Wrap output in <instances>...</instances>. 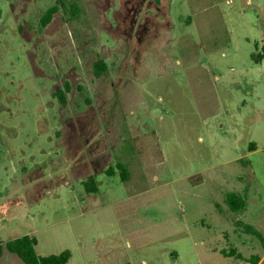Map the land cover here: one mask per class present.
Wrapping results in <instances>:
<instances>
[{
  "label": "rangeland",
  "instance_id": "obj_1",
  "mask_svg": "<svg viewBox=\"0 0 264 264\" xmlns=\"http://www.w3.org/2000/svg\"><path fill=\"white\" fill-rule=\"evenodd\" d=\"M57 2L0 0V244L223 264L227 193L264 188V0H83L43 28Z\"/></svg>",
  "mask_w": 264,
  "mask_h": 264
},
{
  "label": "crops",
  "instance_id": "obj_2",
  "mask_svg": "<svg viewBox=\"0 0 264 264\" xmlns=\"http://www.w3.org/2000/svg\"><path fill=\"white\" fill-rule=\"evenodd\" d=\"M256 186L254 190L258 192H250V187L239 186L237 191L227 193V196L233 194L243 201V203L240 201L236 210H233L227 203V196L224 200L223 236L225 243L221 251L223 264H264V246L258 237L249 232V229H253L264 238V199L262 197L264 188L261 185ZM227 223L231 224V229ZM201 245L203 256L198 258L199 264H214V261L218 260L217 249L207 245L204 241ZM191 247L197 250L196 244H191ZM143 262L146 263V261ZM0 264H24V262L17 255L4 250Z\"/></svg>",
  "mask_w": 264,
  "mask_h": 264
},
{
  "label": "trees",
  "instance_id": "obj_3",
  "mask_svg": "<svg viewBox=\"0 0 264 264\" xmlns=\"http://www.w3.org/2000/svg\"><path fill=\"white\" fill-rule=\"evenodd\" d=\"M61 9H63L69 16V22L75 24V21L82 17V13L84 11L83 0H58L57 4L50 8L42 17L41 26L44 28L48 24H50L53 17ZM106 69V62L104 60H99L94 64L93 67L94 76L96 78H101ZM66 88L68 91H70L69 84L66 85ZM58 93H61V91H59ZM62 102H64V99L62 100ZM118 169L123 181H127V169L122 165H118ZM105 173L109 176H113L115 174V170L112 167H109ZM83 184L87 193H97L98 185L95 176H90L87 181L83 182ZM240 201V198L236 195L231 194L227 196V203L233 210H236V208L239 206ZM241 202L243 203V201ZM249 232L258 237L262 242H264V238L257 231L249 229ZM37 247L38 239L33 235H26L21 238L8 241L5 244H0V258L2 257L4 250L17 255L24 262V264H69L72 258V253L68 250L63 251L60 254L41 256L38 254Z\"/></svg>",
  "mask_w": 264,
  "mask_h": 264
}]
</instances>
